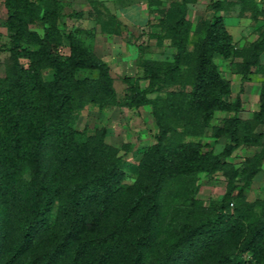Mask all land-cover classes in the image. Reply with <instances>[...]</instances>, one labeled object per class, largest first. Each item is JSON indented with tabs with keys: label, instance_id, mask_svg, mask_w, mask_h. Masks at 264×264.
<instances>
[{
	"label": "trees",
	"instance_id": "16d2710c",
	"mask_svg": "<svg viewBox=\"0 0 264 264\" xmlns=\"http://www.w3.org/2000/svg\"><path fill=\"white\" fill-rule=\"evenodd\" d=\"M197 1L160 9L159 31L149 37L158 45L169 39L175 53L164 64L138 44L136 63L148 83L124 76L122 100L111 66L79 29L67 28L61 0L3 1L9 57L0 74V264H264V197H246L264 162L257 131L264 80L260 109L243 118V102L233 99L215 60L239 58L243 80L254 67L264 75V30L239 48L218 15L237 4L240 17L258 21L264 9L257 0H213L215 16L193 39L188 11ZM101 27L123 35L114 15ZM89 105L149 106L156 141L127 160L105 128L88 134L76 127ZM217 112L231 115L213 124ZM209 129L226 139L220 152L203 141ZM248 145L261 149L237 167L230 158ZM217 172L227 189L206 205L199 175Z\"/></svg>",
	"mask_w": 264,
	"mask_h": 264
},
{
	"label": "rangeland",
	"instance_id": "374dc122",
	"mask_svg": "<svg viewBox=\"0 0 264 264\" xmlns=\"http://www.w3.org/2000/svg\"><path fill=\"white\" fill-rule=\"evenodd\" d=\"M4 0H0V74H4L5 62L9 57V52L6 49L5 43L8 41L7 29L5 27V19L7 17L6 9L3 3ZM164 1L169 3L178 0H149L151 6V14L155 16L160 15V9L163 6ZM213 0H198L196 5L198 9L195 11H188V18L192 20L194 24V31L192 38H196L200 31L201 23L205 19H211L215 16V11L211 6ZM260 7L264 9V0H257ZM236 3L238 0H226V3ZM194 7V4L189 5V10ZM197 8V7H196ZM239 5H230L225 11L219 12L218 15H224L228 30L233 34L237 47L241 48L251 42L259 39L264 30V17L258 21H254L250 18L240 17L238 15ZM159 14V15H158ZM160 19V18H158ZM128 36L130 41L137 38V33L130 32ZM146 44V48L150 47L149 57L157 59L160 62L166 64L172 60L170 52L165 50L160 52L156 41ZM132 43V42H131ZM145 43V42H144ZM170 47V45L168 46ZM149 51V50H148ZM216 62L222 72V74L231 80L232 83V97L235 100L238 96L243 102L242 111L239 115L243 118H251L254 112L260 109V93L261 86L264 80V75L257 72V68H252V73L248 75L247 79L243 80L241 75L236 73V62L240 61L239 58H231L228 60L223 59L220 56L216 57ZM125 69L120 71L121 67L113 69L112 75L115 79L114 85L120 100L126 95L128 91V85L124 82L123 77L126 75L140 77L141 85L145 87L148 83L143 78V68L133 66L132 63ZM86 73H81L80 76H84ZM44 76L46 79L52 77V70H45ZM154 96V95H152ZM231 114L228 112H217L213 124H222V121L229 117ZM76 127L80 130L86 129L88 134H95L97 130L105 128L107 131L106 139L109 143L120 147L127 160H136L141 156V151L144 148L149 147L156 141V134L158 127L151 115L149 106L140 108H128L120 105H111L103 110L98 109L96 106L89 105L81 114L77 116ZM257 131L264 133V124L259 125ZM204 143H209V149H213L215 152H220L225 144V138L214 139L211 136V129L208 130L206 136L203 139ZM261 149L260 146H244L236 150L230 161L235 163L237 167H240L244 159L253 156ZM133 177L126 179V181L132 182ZM199 183L201 189L199 197L204 201L206 205L212 202H220L226 192L228 179L223 172H217L213 175L201 173L199 175ZM246 197L249 201H255L264 197V162L262 170L254 179V182L250 189L246 191Z\"/></svg>",
	"mask_w": 264,
	"mask_h": 264
},
{
	"label": "crops",
	"instance_id": "0c3cea01",
	"mask_svg": "<svg viewBox=\"0 0 264 264\" xmlns=\"http://www.w3.org/2000/svg\"><path fill=\"white\" fill-rule=\"evenodd\" d=\"M64 5L66 16L64 21L69 30L79 29L80 37L105 60L113 69L121 67L120 71L132 63L137 66L136 60L139 55L138 44L156 41L149 37L150 33L159 31L157 24L160 15L155 18L151 14L152 6L149 0H61ZM198 2V1H197ZM196 2V3H197ZM189 12L198 9V5ZM169 3L164 1L162 8H168ZM197 7V8H196ZM114 15L121 25L123 35H117L104 31L101 23H104L108 15ZM191 20V19H190ZM192 21V20H191ZM137 33V38L130 41V33ZM132 42V43H131ZM149 42V43H150ZM157 44V43H156ZM153 48V44L150 43ZM158 45V44H157ZM169 39H164L159 51L175 53ZM149 50V51H148ZM150 47L146 48V56L150 55ZM150 58V57H149Z\"/></svg>",
	"mask_w": 264,
	"mask_h": 264
}]
</instances>
